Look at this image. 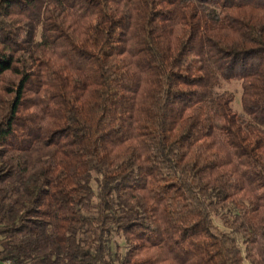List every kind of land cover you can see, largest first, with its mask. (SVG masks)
<instances>
[{
    "label": "trees",
    "instance_id": "1",
    "mask_svg": "<svg viewBox=\"0 0 264 264\" xmlns=\"http://www.w3.org/2000/svg\"><path fill=\"white\" fill-rule=\"evenodd\" d=\"M3 261L264 264V0H0Z\"/></svg>",
    "mask_w": 264,
    "mask_h": 264
},
{
    "label": "rangeland",
    "instance_id": "2",
    "mask_svg": "<svg viewBox=\"0 0 264 264\" xmlns=\"http://www.w3.org/2000/svg\"><path fill=\"white\" fill-rule=\"evenodd\" d=\"M219 93H227L232 96L231 102V110L237 115L242 114V106H241V94H242V83L239 80H230V81H223L220 85V88L217 90ZM215 223L220 226V222L215 219ZM239 245L240 240H239ZM243 264H250L248 261H244Z\"/></svg>",
    "mask_w": 264,
    "mask_h": 264
},
{
    "label": "built area",
    "instance_id": "3",
    "mask_svg": "<svg viewBox=\"0 0 264 264\" xmlns=\"http://www.w3.org/2000/svg\"><path fill=\"white\" fill-rule=\"evenodd\" d=\"M0 264H11V262L10 261H3Z\"/></svg>",
    "mask_w": 264,
    "mask_h": 264
}]
</instances>
